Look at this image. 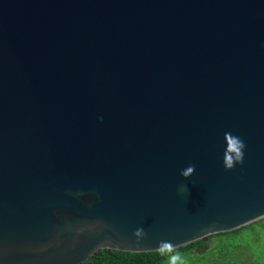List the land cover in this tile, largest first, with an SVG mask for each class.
<instances>
[{
  "label": "water",
  "instance_id": "water-1",
  "mask_svg": "<svg viewBox=\"0 0 264 264\" xmlns=\"http://www.w3.org/2000/svg\"><path fill=\"white\" fill-rule=\"evenodd\" d=\"M262 219L264 0H0V264Z\"/></svg>",
  "mask_w": 264,
  "mask_h": 264
},
{
  "label": "rangeland",
  "instance_id": "rangeland-1",
  "mask_svg": "<svg viewBox=\"0 0 264 264\" xmlns=\"http://www.w3.org/2000/svg\"><path fill=\"white\" fill-rule=\"evenodd\" d=\"M209 247L204 254H179L183 264H264V219L237 234L215 237Z\"/></svg>",
  "mask_w": 264,
  "mask_h": 264
},
{
  "label": "trees",
  "instance_id": "trees-1",
  "mask_svg": "<svg viewBox=\"0 0 264 264\" xmlns=\"http://www.w3.org/2000/svg\"><path fill=\"white\" fill-rule=\"evenodd\" d=\"M254 224L255 223L232 232L221 233L206 237L186 247L175 249V252L172 254H177V253L188 254L192 252L204 254L210 249L209 243L215 237L228 235V234H237L242 229L253 227ZM168 259H169L168 255L162 256L160 255L159 252L132 253V252L116 251L111 249H102L99 250L90 259H88L87 261L81 264H163Z\"/></svg>",
  "mask_w": 264,
  "mask_h": 264
},
{
  "label": "clouds",
  "instance_id": "clouds-1",
  "mask_svg": "<svg viewBox=\"0 0 264 264\" xmlns=\"http://www.w3.org/2000/svg\"><path fill=\"white\" fill-rule=\"evenodd\" d=\"M225 140L227 143V149L224 153V166L226 170H231L237 164H242L244 160V150L245 144L243 140L238 137L234 136L231 133H225ZM195 166L189 165L186 169L182 170L181 175L183 178L187 179L194 174ZM134 235L137 238H143L145 233L143 229H137ZM176 246H174L169 241H161L157 250L160 255H168L169 257V264H183L182 257L177 254H172L175 252Z\"/></svg>",
  "mask_w": 264,
  "mask_h": 264
}]
</instances>
